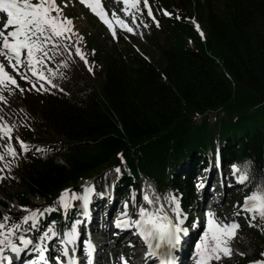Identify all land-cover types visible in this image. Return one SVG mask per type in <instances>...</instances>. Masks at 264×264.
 <instances>
[{
	"label": "trees",
	"instance_id": "trees-1",
	"mask_svg": "<svg viewBox=\"0 0 264 264\" xmlns=\"http://www.w3.org/2000/svg\"><path fill=\"white\" fill-rule=\"evenodd\" d=\"M156 4L160 9L148 38L155 59L122 39L89 38L84 50L89 68L72 90L53 85L37 91L19 81L17 104L34 133L21 137L27 150L0 172V188L23 187L13 195L22 206L35 208L29 198L39 197L59 216L62 190L78 192L89 178L100 189L105 174L117 167L125 182L145 177L163 194L180 193L187 207L192 186L177 180L175 168L217 145L226 146V160L246 170L244 194L264 183V0ZM212 113L217 117L209 125ZM35 144L46 150L33 155ZM72 213L67 209L68 219ZM9 218V224L21 220ZM248 225L254 259H264V220Z\"/></svg>",
	"mask_w": 264,
	"mask_h": 264
},
{
	"label": "snow or ice",
	"instance_id": "snow-or-ice-1",
	"mask_svg": "<svg viewBox=\"0 0 264 264\" xmlns=\"http://www.w3.org/2000/svg\"><path fill=\"white\" fill-rule=\"evenodd\" d=\"M80 2L87 4V7L108 26L109 30H112L113 26L105 19V12L100 4L93 5L88 3V0H80ZM125 3H127V0H125ZM143 3L144 7L148 8L149 17H152L148 0H143ZM133 6H135V0ZM0 13H6V20H0V24H2V28H0V57L7 61L6 65L3 60H0V85L8 83L15 86L17 80L6 71V67H10L14 72H19L21 65L25 66L38 81L48 80L50 82L42 69L45 62L53 59L55 54L61 52V50L65 52L70 50L68 44L62 43V41L70 40L73 34L70 27L72 25L71 19L62 15V9L56 4L55 0H37V2H32V0H0ZM164 14L169 15L167 12ZM118 23L128 32L133 31V28L129 27L124 21L120 20ZM115 35L113 31L114 38ZM22 53H26L23 58ZM76 55L87 63L79 47L76 48ZM51 71L52 69H47V72L50 73ZM19 76L21 79L28 80L26 73H19ZM33 87H35V84H33ZM42 87L43 84H41ZM39 90L37 89V91ZM3 99L4 97L0 95V100ZM11 132V127L7 125L0 127V134L6 135L9 139H11ZM19 143L21 149L27 150L23 141H19ZM37 150L39 151V149ZM7 153L13 157L17 154L16 150L10 145L7 146ZM3 159L4 156L0 155V160ZM116 171H119V169H116ZM240 172L238 179L241 183H244L249 177L246 170L241 169ZM256 187L257 191L245 196L242 207L246 212L253 213L254 216L258 215L261 220H264V183ZM93 191V188L86 186L83 189V194L71 192L66 198L69 190L65 189L57 198L58 207L64 209L75 207V205L69 203V200H71L80 201L82 207L86 209ZM165 199L168 200L171 211L174 213L171 217L161 205L152 211L142 206L135 214L136 218H133L128 215L126 211L128 204L125 203V211L121 214L124 219L118 218L115 221L117 227L135 228L146 246L145 257L154 258V264L155 261H158L159 264H175L174 251L181 242V234L187 233V229L183 227L184 221L181 218L175 196H166ZM143 200L148 204H155V201L150 199L147 194L143 196ZM49 210V208L44 209L43 212L38 209L30 210L29 214L21 217L19 222L11 224L6 223L10 221L8 216L0 218V264H5V262L6 264H12V256L6 255V253L19 257L23 251L29 249L37 252L41 264H49L46 258V249L42 242L45 240L52 241L57 237L60 238V244L63 246L61 255L55 257L57 264H80L74 258L75 241L79 237L77 231L79 221L73 222L70 230H56L49 225L47 231L39 237L41 242L35 243L34 248L32 247L33 240L26 235L19 234L18 230L24 224H28L29 221L31 222L29 231L35 229L38 226V218ZM207 216V228H205L200 242L196 244L194 254L196 264H209L213 259L219 261L221 259L220 253L229 255L230 250L226 246L228 237L234 235V230L239 227L236 224H221L213 219L214 213L212 212H208ZM84 247L90 249L91 242L85 241ZM260 255L264 257V253ZM123 264H127L126 259ZM251 264H264V260H256Z\"/></svg>",
	"mask_w": 264,
	"mask_h": 264
},
{
	"label": "rangeland",
	"instance_id": "rangeland-1",
	"mask_svg": "<svg viewBox=\"0 0 264 264\" xmlns=\"http://www.w3.org/2000/svg\"><path fill=\"white\" fill-rule=\"evenodd\" d=\"M90 1L93 5L97 3L101 5L105 12V19L108 20L113 26L112 30L104 29L103 31V29L98 24L96 26V21L94 19H90V14L77 6V4L72 0H55L56 4L62 9V15L71 19L72 25L70 27L73 31V34L71 35L70 40L62 41V43L68 44L70 50L67 52L61 50V52L55 54L53 59L47 60L45 62V66L42 70L45 71L50 82H48V80L38 81L37 78H34L23 65L19 67V72H14L10 67H6V71H8L10 75H13L16 80L21 79L19 73H26L28 75V80L26 81L31 84H35V86L38 87H41V84H43V87L55 85L59 91H70L73 89L74 80L78 79V76L83 73L84 70H87V64L84 62L85 60H82L76 55V46L80 45V43H83L84 46L86 45V47L89 46V38H98L100 41L106 38L112 39L114 38L113 31L116 34L115 39L113 40L119 38L129 44L136 45L138 48L142 49L144 54H146V56L150 59H155L157 57L155 49L151 48V43L148 42V38L151 35L153 15L157 13L158 10V7L155 4L156 0H148L151 12H153L152 17H149L148 10L145 11L142 5L137 6L138 1L141 0H135V6H133L134 0L132 3L122 6L119 3V0ZM32 2H37V0H32ZM0 20H6L5 13H0ZM120 20L124 21L129 27H132L133 31L128 32L125 28H123L121 24L118 23ZM0 28H2V24H0ZM109 45L110 43L108 41L107 46ZM81 53L83 54L82 50ZM22 54L26 56V53ZM0 60H3V62L7 65V61L4 60L3 57H0ZM48 68L52 69L50 73L47 72ZM15 86L18 88L17 84ZM12 89L13 85L8 83L0 85V95L4 97L3 100H0V117H2V119H0V127L7 125L12 129L11 139H9L4 134H0V155L4 156V159L0 160V169L4 170L5 161L13 165L18 160L20 155L18 148L20 147L19 141H21V136L32 134L34 132L31 127L30 120L25 114V111L17 104V98L20 93H15ZM215 117L216 114H211L208 117L209 125L213 124ZM199 123L200 119L197 120V124ZM13 140L15 142H13ZM9 145L16 150L17 154L14 157L7 153V146ZM37 149H43V147H37L36 150ZM57 163L62 162L61 160H57ZM107 177L110 178L111 175H107ZM86 186L91 187V182H84L83 188ZM140 188L147 190L148 193L154 189V187L147 182H140ZM21 191H23V187L20 185H14L12 183L4 185L0 188V200L7 204L6 209L0 210L4 217L16 214H22L24 216L29 214L30 210L21 206V204L13 198L15 192ZM240 198V188L234 189L232 195H229L223 203L212 210V213H214L213 218L217 219V221H219L221 224H236L241 226V223L244 220L242 217H237L235 213L239 208ZM151 199L155 202L161 203L158 208L163 205L165 211L169 213V202H160L159 197H152ZM29 200L35 206L42 205V200L39 197H30ZM127 204L128 210L133 211L136 205L134 200L132 199ZM147 206L150 211L154 209V207H151L153 206L152 204ZM140 207H142V205ZM219 214H221V216H219ZM39 218H43V215ZM245 231L246 227L243 229L240 227L236 228L234 230V235H230L227 240L226 246L229 248L230 254L224 255L223 253H220L221 259L219 261L213 259L209 262V264H237L239 261L254 259L256 250L254 245L250 242V239L247 237L248 233ZM191 260L193 261V259Z\"/></svg>",
	"mask_w": 264,
	"mask_h": 264
},
{
	"label": "bare ground",
	"instance_id": "bare-ground-1",
	"mask_svg": "<svg viewBox=\"0 0 264 264\" xmlns=\"http://www.w3.org/2000/svg\"><path fill=\"white\" fill-rule=\"evenodd\" d=\"M203 194H205V192H200L199 197L201 196V198H203ZM184 243H185V242H183V244H182V245H183V246H182L183 248H184ZM180 255H181V254H180ZM96 264H98V262H96Z\"/></svg>",
	"mask_w": 264,
	"mask_h": 264
}]
</instances>
